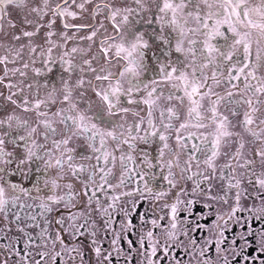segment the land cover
<instances>
[{"label":"snow or ice","instance_id":"6c2138e0","mask_svg":"<svg viewBox=\"0 0 264 264\" xmlns=\"http://www.w3.org/2000/svg\"><path fill=\"white\" fill-rule=\"evenodd\" d=\"M0 264H264V0H0Z\"/></svg>","mask_w":264,"mask_h":264}]
</instances>
